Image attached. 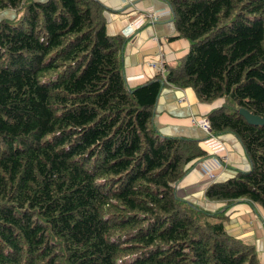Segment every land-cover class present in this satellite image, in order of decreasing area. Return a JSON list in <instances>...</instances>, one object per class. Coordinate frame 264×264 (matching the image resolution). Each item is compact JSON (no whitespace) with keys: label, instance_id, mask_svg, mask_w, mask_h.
Here are the masks:
<instances>
[{"label":"trees","instance_id":"trees-1","mask_svg":"<svg viewBox=\"0 0 264 264\" xmlns=\"http://www.w3.org/2000/svg\"><path fill=\"white\" fill-rule=\"evenodd\" d=\"M160 1L188 51L128 88L127 37L107 33L99 2L0 0L22 12L0 19V264H260L225 213L246 202L264 215V125L237 113L264 118V0ZM166 86L222 100L210 132L160 133ZM225 135L248 164L206 185L224 203L210 211L176 186L209 156L199 143Z\"/></svg>","mask_w":264,"mask_h":264},{"label":"crops","instance_id":"crops-1","mask_svg":"<svg viewBox=\"0 0 264 264\" xmlns=\"http://www.w3.org/2000/svg\"><path fill=\"white\" fill-rule=\"evenodd\" d=\"M96 1L103 8L107 33L127 37L121 57L123 76L128 88L152 78L164 64L174 66L177 60L187 53L188 42L182 38H174L176 36L174 20L141 22L137 14L141 10L150 8L156 11L170 10V7L160 0ZM133 24L136 25L134 31L131 30ZM148 61L154 66L148 65ZM221 103L220 99L211 104L201 103L190 89L166 86L155 105L153 120L157 129L164 135L198 136L202 129L197 126L196 120L203 118ZM199 144L209 156L194 164L177 184L176 193L180 197L195 201H191L192 203L211 204L213 207L207 208L217 210L222 208L223 203L204 201L203 186L234 176L232 169H247L248 161L240 144L231 135L211 137ZM220 147L223 152L216 153ZM208 173L212 175L211 178L208 177ZM225 215L228 217L227 232L253 245L257 250L260 264H264V215L261 208L240 202L232 205Z\"/></svg>","mask_w":264,"mask_h":264},{"label":"built area","instance_id":"built-area-1","mask_svg":"<svg viewBox=\"0 0 264 264\" xmlns=\"http://www.w3.org/2000/svg\"><path fill=\"white\" fill-rule=\"evenodd\" d=\"M138 16L139 18L141 19V22H150V23H154V22H157L159 20H162V19H165L167 17L170 16V12L169 10H162V11H156V10H153V9H145V10H141L139 11L138 13ZM131 30H134L136 28V25H131ZM148 65H152L154 66L153 63L149 62L148 61ZM161 72H163V68L160 69ZM196 124L198 127H200L204 132L208 133L210 130H209V124H208V121L207 119L205 118H199L196 120ZM223 149H217L215 152H220L222 151ZM208 177L211 178L212 175L210 173H208Z\"/></svg>","mask_w":264,"mask_h":264},{"label":"water","instance_id":"water-1","mask_svg":"<svg viewBox=\"0 0 264 264\" xmlns=\"http://www.w3.org/2000/svg\"><path fill=\"white\" fill-rule=\"evenodd\" d=\"M169 19H170V20H173L174 17L172 16V17H170ZM237 113H238L239 115H241L242 117H244V119H245V120L247 121V123H249V124H252V125H264V118H261V117H259V116L253 115V114L249 113L248 111H246L245 109L239 108V109L237 110ZM192 163H193V162H192ZM192 163H190V164H192ZM196 204H197V203H196ZM198 204L201 205V207H203L201 203H198ZM206 205L209 206L210 204H206ZM203 208H205V207H203ZM206 209H207V208H206Z\"/></svg>","mask_w":264,"mask_h":264},{"label":"rangeland","instance_id":"rangeland-1","mask_svg":"<svg viewBox=\"0 0 264 264\" xmlns=\"http://www.w3.org/2000/svg\"><path fill=\"white\" fill-rule=\"evenodd\" d=\"M21 11H19V12H17L16 13V17H14V18H12V16H13V14H10V13H6V12H2V13H0V19H7L8 21H10L12 24H16V22H17V19L21 16ZM167 64H169V63H167ZM220 102V101H219ZM220 146H221V144H220ZM220 149H221V147H220ZM221 152H223V150L221 151ZM220 152V153H221ZM218 153V152H217ZM224 161H223V163H225L226 161H225V159H223ZM210 180V179H209ZM211 181V180H210ZM205 187L206 186H203V192H204V189H205ZM197 188H199V187H197ZM197 188H195V189H197ZM194 189V190H195ZM190 201H192V202H195V201H193L192 199H189ZM204 201H206L205 199H204ZM216 203H223V202H216ZM198 204V203H197ZM199 205V204H198ZM223 205H224V203H223ZM223 205H221L222 207H223ZM199 206H201V205H199ZM202 206L203 207H205V208H207L208 206L206 205V204H202ZM209 207H213L211 204L209 205ZM207 209H209L210 211H214V210H216V208H207ZM217 209H221V207L220 208H217ZM229 210V209H228ZM227 212V211H226Z\"/></svg>","mask_w":264,"mask_h":264},{"label":"clouds","instance_id":"clouds-1","mask_svg":"<svg viewBox=\"0 0 264 264\" xmlns=\"http://www.w3.org/2000/svg\"><path fill=\"white\" fill-rule=\"evenodd\" d=\"M169 12H170V16L169 17H167V18H165V19H169L170 17H172L173 16V14H172V11H171V8H170V10H169ZM174 17V16H173ZM161 21V20H160ZM164 67V65L161 67V68H163ZM160 68V69H161ZM160 69H159V71H160ZM164 70L165 69H163V72H164ZM161 72V71H160ZM163 72H161V73H163ZM210 132V131H209ZM203 198H204V196H203ZM205 199V198H204ZM207 201V200H206ZM263 223H264V219H263Z\"/></svg>","mask_w":264,"mask_h":264},{"label":"bare ground","instance_id":"bare-ground-1","mask_svg":"<svg viewBox=\"0 0 264 264\" xmlns=\"http://www.w3.org/2000/svg\"><path fill=\"white\" fill-rule=\"evenodd\" d=\"M120 51V50H119Z\"/></svg>","mask_w":264,"mask_h":264}]
</instances>
